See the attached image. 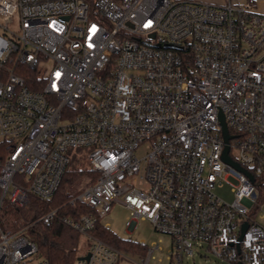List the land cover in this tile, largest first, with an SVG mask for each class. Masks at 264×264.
I'll use <instances>...</instances> for the list:
<instances>
[{
  "label": "built area",
  "instance_id": "1",
  "mask_svg": "<svg viewBox=\"0 0 264 264\" xmlns=\"http://www.w3.org/2000/svg\"><path fill=\"white\" fill-rule=\"evenodd\" d=\"M257 7L253 0H0V143L9 145L0 156V264L40 254L28 234L35 222L4 228L6 204L53 196L69 150L82 147L95 176L70 200L92 211L64 219L85 245L74 264L131 259L93 233L115 203L129 210L131 231L145 220L171 235L167 264H183L195 241L223 259L264 264L255 210V175H264ZM20 63L38 66L42 90L29 88ZM222 115L229 155L254 181L223 159ZM221 180L233 187L232 202L216 194ZM57 212L39 220L49 223ZM160 249L161 240L148 245L135 264H151Z\"/></svg>",
  "mask_w": 264,
  "mask_h": 264
},
{
  "label": "trees",
  "instance_id": "2",
  "mask_svg": "<svg viewBox=\"0 0 264 264\" xmlns=\"http://www.w3.org/2000/svg\"><path fill=\"white\" fill-rule=\"evenodd\" d=\"M17 72L25 78L32 90L39 91L44 88L45 82L38 66L33 67L27 63H20ZM8 148L9 145L4 144V142L0 143V156H5ZM86 151L87 149L83 147L69 150L71 158L68 168L59 189L53 196L42 198L30 194L29 204L24 207L9 203L5 206L4 216L7 215V217L3 220L4 228L17 230L30 222H35L29 228L28 234L36 241L40 254L50 264H74L85 246L80 231L66 223L64 219L69 217L80 218L83 214L92 211L82 201L70 202L87 184L93 181L90 177L95 176V172L89 167ZM255 177V184L259 190L255 207L257 211L264 204V175H255ZM53 209H57L58 212L51 222L45 223L39 220L40 216ZM93 233L120 250L138 254L147 253L148 245L146 243L123 237L101 222L97 223Z\"/></svg>",
  "mask_w": 264,
  "mask_h": 264
},
{
  "label": "rangeland",
  "instance_id": "3",
  "mask_svg": "<svg viewBox=\"0 0 264 264\" xmlns=\"http://www.w3.org/2000/svg\"><path fill=\"white\" fill-rule=\"evenodd\" d=\"M208 2H218L223 3L226 0H203ZM240 1V0H238ZM257 5L260 10L264 11V0H256ZM149 148L147 146L140 147L136 152L137 155L142 157ZM234 153L237 154V151L234 150ZM230 181L236 183V180L230 178ZM215 192L218 196L223 198L227 202H232L236 195L233 191V187L226 181L221 180ZM5 212L6 208L2 210V219L5 220ZM129 210L120 203H115L109 212L103 218V224H107L113 231L118 233L119 235L129 238L131 240L144 242L149 246H152L153 243L159 242L161 240V249L156 250L153 253V259L151 264H167L168 256L170 254V250L172 248L173 239L171 235L167 233H161L156 231L152 224L148 221L142 220L138 223L137 227L131 231L128 228L127 220L129 217ZM256 219L259 223L264 225V204L256 211ZM7 229V228H6ZM86 250V249H85ZM127 255L131 259H123L120 264H135V261L139 260L140 257L136 253L128 252ZM43 256L39 254L34 257V259L27 264H36L38 260H40ZM183 264H236L235 262L227 259H223L222 257L213 253L208 247L206 242H194V254L185 255Z\"/></svg>",
  "mask_w": 264,
  "mask_h": 264
},
{
  "label": "water",
  "instance_id": "4",
  "mask_svg": "<svg viewBox=\"0 0 264 264\" xmlns=\"http://www.w3.org/2000/svg\"><path fill=\"white\" fill-rule=\"evenodd\" d=\"M167 46H172V45L171 44H167ZM221 119H222V126H223V135H224V138H225V142L227 143L226 144V147H225V150H224L223 159L227 163H229V164L233 165L234 167H236L237 169L245 172L250 177V179L254 181L253 174L251 172H249L247 169H245L244 167H242V165L239 162L234 161L230 157V155H229V150H230L229 141L232 138V135L229 132V129L227 127V124H226V121H225L223 115H222ZM247 228H248V223L246 222V223H244V225L242 227V236L244 235V233H245V231H246ZM88 256L89 255H87L86 257H88ZM79 258H82V257H79ZM239 264H241V263L239 262Z\"/></svg>",
  "mask_w": 264,
  "mask_h": 264
},
{
  "label": "crops",
  "instance_id": "5",
  "mask_svg": "<svg viewBox=\"0 0 264 264\" xmlns=\"http://www.w3.org/2000/svg\"><path fill=\"white\" fill-rule=\"evenodd\" d=\"M226 1H227V0H226ZM232 1H234V2H236V3H241V2H245V1H247V0H240V1H238V0H232ZM253 1H255V2L257 3L256 0H253ZM257 8H258L259 12L264 13V11L260 10L259 7H257Z\"/></svg>",
  "mask_w": 264,
  "mask_h": 264
}]
</instances>
